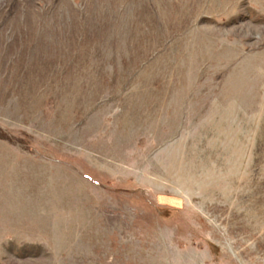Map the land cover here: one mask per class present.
<instances>
[{
	"label": "rangeland",
	"instance_id": "374dc122",
	"mask_svg": "<svg viewBox=\"0 0 264 264\" xmlns=\"http://www.w3.org/2000/svg\"><path fill=\"white\" fill-rule=\"evenodd\" d=\"M0 264H264V0H0Z\"/></svg>",
	"mask_w": 264,
	"mask_h": 264
}]
</instances>
